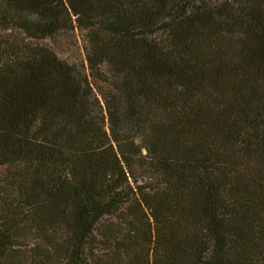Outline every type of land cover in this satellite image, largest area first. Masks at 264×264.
Returning a JSON list of instances; mask_svg holds the SVG:
<instances>
[{"label":"trees","instance_id":"1","mask_svg":"<svg viewBox=\"0 0 264 264\" xmlns=\"http://www.w3.org/2000/svg\"><path fill=\"white\" fill-rule=\"evenodd\" d=\"M0 264H264V0H0Z\"/></svg>","mask_w":264,"mask_h":264},{"label":"rangeland","instance_id":"2","mask_svg":"<svg viewBox=\"0 0 264 264\" xmlns=\"http://www.w3.org/2000/svg\"><path fill=\"white\" fill-rule=\"evenodd\" d=\"M82 35L83 31L75 27L73 30L61 32L52 42L60 56L69 60L83 59Z\"/></svg>","mask_w":264,"mask_h":264}]
</instances>
